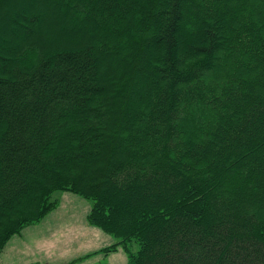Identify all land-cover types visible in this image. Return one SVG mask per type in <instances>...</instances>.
Instances as JSON below:
<instances>
[{
  "label": "trees",
  "instance_id": "16d2710c",
  "mask_svg": "<svg viewBox=\"0 0 264 264\" xmlns=\"http://www.w3.org/2000/svg\"><path fill=\"white\" fill-rule=\"evenodd\" d=\"M59 191L127 264H264V0H0V252Z\"/></svg>",
  "mask_w": 264,
  "mask_h": 264
},
{
  "label": "rangeland",
  "instance_id": "374dc122",
  "mask_svg": "<svg viewBox=\"0 0 264 264\" xmlns=\"http://www.w3.org/2000/svg\"><path fill=\"white\" fill-rule=\"evenodd\" d=\"M45 31L48 27L43 20L41 32ZM62 45L56 44V49ZM53 198L57 204L60 201L58 209L9 238L0 252V264H127V253L114 245L115 238L89 223V199L61 191L55 192ZM137 249L132 242L130 251Z\"/></svg>",
  "mask_w": 264,
  "mask_h": 264
},
{
  "label": "crops",
  "instance_id": "0c3cea01",
  "mask_svg": "<svg viewBox=\"0 0 264 264\" xmlns=\"http://www.w3.org/2000/svg\"><path fill=\"white\" fill-rule=\"evenodd\" d=\"M68 198V196H66L64 199H67ZM59 204H60V201H59V203L58 204H56V208L55 209H53L52 211H54V210H57L58 208H57V206H59ZM112 239V238H111ZM115 239H112V241H113V243H115V241H114Z\"/></svg>",
  "mask_w": 264,
  "mask_h": 264
}]
</instances>
